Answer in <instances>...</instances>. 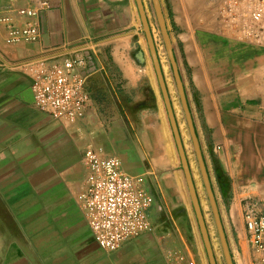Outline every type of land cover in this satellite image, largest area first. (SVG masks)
I'll use <instances>...</instances> for the list:
<instances>
[{
    "label": "crops",
    "instance_id": "0c3cea01",
    "mask_svg": "<svg viewBox=\"0 0 264 264\" xmlns=\"http://www.w3.org/2000/svg\"><path fill=\"white\" fill-rule=\"evenodd\" d=\"M47 1L35 20L39 40L13 44L9 27L30 21L19 10L36 0H0V264H168L173 241L155 229L116 252L102 250L78 200L89 147L142 177L154 198L179 177L153 61L139 51L134 63L129 42L125 49L131 0ZM259 3L173 0L171 7L174 55L235 264H251L244 212L264 214V19L251 17ZM74 52L90 60L99 107L70 125L34 107L29 64ZM162 69L176 115L171 72ZM150 214L156 219L155 204ZM249 248L258 264L263 256Z\"/></svg>",
    "mask_w": 264,
    "mask_h": 264
},
{
    "label": "built area",
    "instance_id": "2783aa9c",
    "mask_svg": "<svg viewBox=\"0 0 264 264\" xmlns=\"http://www.w3.org/2000/svg\"><path fill=\"white\" fill-rule=\"evenodd\" d=\"M49 7L47 0H36L34 6L22 8L20 15L28 22L9 27L13 44L36 42L40 38L35 22ZM251 17L264 19V4L259 3ZM30 77L34 107L55 120L74 125L85 117L89 108L96 109L89 77L92 73L89 58L74 52L61 59L39 58L31 62ZM87 168L84 191L79 195L93 239L108 252H116L128 242L154 230L150 214L154 197L142 177L125 172L121 161L105 157L100 149L89 147L83 154ZM248 236L253 247L264 252V214L249 209L244 214ZM168 264H196L186 252L171 251Z\"/></svg>",
    "mask_w": 264,
    "mask_h": 264
},
{
    "label": "rangeland",
    "instance_id": "374dc122",
    "mask_svg": "<svg viewBox=\"0 0 264 264\" xmlns=\"http://www.w3.org/2000/svg\"><path fill=\"white\" fill-rule=\"evenodd\" d=\"M160 1L163 7L169 32L173 33L174 27L172 25V13H171L173 0H160ZM143 2L146 8L147 16L149 19V23L151 26V30L153 33L154 41L156 44V48L158 51L161 64L164 66L165 70L168 71V74H170L171 72V75L170 77H168V80L170 87L172 88V92H174V96H175L174 102L176 109V117L180 127V132L183 138V144L185 147V151L187 153L188 161L191 167L193 179L195 182V186L197 189L203 214L206 220L216 261L217 264H226L218 231L209 204L208 196L199 170L197 157L189 134L186 117L175 89V84H176L175 79L172 75L171 64L165 49L160 28L158 26L157 18L153 8V3L152 0H143ZM131 3H132V13L128 14L126 18L128 26L125 28V32H124L125 42H126L125 49L126 51L128 50L127 46L129 42L130 47L132 49L131 51L132 61L134 63L139 64L138 63L139 60L138 61L136 60L135 55L139 51H142L146 56L149 66L153 67L146 36L142 30L143 26L136 6V2L135 0H131ZM155 80H156L155 82H157L156 77ZM156 85H158V83ZM144 102L146 103V105L147 104L150 105L151 103V101L146 96H144ZM146 107L150 108L151 106H146ZM135 109L136 111L137 110L140 111L143 108L142 106H136ZM165 123L169 128L171 127L168 117L165 119ZM175 156L178 162L177 166L179 168L178 179L176 178L170 179L166 187L163 188L162 194L156 189L154 190V194H155L154 204L156 206V216H155L156 219L152 218L154 222V229L157 232L161 231L165 234L166 233L170 234L171 239L173 241L171 251L178 250L188 253L193 258L196 264H210L202 240L200 229L198 226L197 218L190 199L188 187L186 184L184 172L182 170L181 161L177 148L175 149ZM213 180H214V187L217 189L216 181L214 178ZM224 204H226V202H224ZM244 214H243V220H244ZM246 233H247L248 241H246L245 251H246L247 259L249 258V263L251 261V264H255V261L254 260L252 261V254L249 248L250 246L252 252L253 251L259 252L263 256L261 259H259L257 263L264 264V252L258 251L253 247V244L248 236L247 230ZM238 235L239 234L237 233L232 234L231 240H232L233 252L235 253L236 257L239 256L241 257L242 256L241 246L237 244L238 241L236 242V239L238 240Z\"/></svg>",
    "mask_w": 264,
    "mask_h": 264
},
{
    "label": "water",
    "instance_id": "95a60500",
    "mask_svg": "<svg viewBox=\"0 0 264 264\" xmlns=\"http://www.w3.org/2000/svg\"><path fill=\"white\" fill-rule=\"evenodd\" d=\"M135 2H136V6H137V9H138V12L140 15V19H141V23L143 26L142 30L146 36L150 56H151L152 61H153V65L155 68V72L157 75L159 86L161 88L162 96H163L164 103L166 106V110L168 113L169 122H170L171 129L173 132L174 140H175V143L177 146L178 154L180 157L182 170L184 172V176H185L186 184L188 187L190 199H191L193 209H194V212H195V215L197 218L198 226H199L200 233L202 236V240H203V243H204V246L206 249L208 260H209L210 264H217L216 257L214 254V250H213L212 243H211V239H210V235L208 232L206 220H205V217L203 214V210L201 207V203H200L199 196L197 193V189L195 186V182L193 179L191 167H190V164L188 161L187 153L185 151L183 139H182L181 132L179 129V125H178V122L176 119L175 111H174L173 104H172V101L170 98L167 83H166V80L164 77L161 61H160V58L158 55V51H157L156 44L154 41L153 33H152L151 26L149 23V19L147 16L146 8H145L143 0H135ZM152 3H153V8L155 11L156 18H157L158 26L160 28V32L162 35V39H163V42L165 45V49H166V52H167V55H168V58H169V61H170V64H171V67L173 70V76L175 79V83H176L177 91L179 94L181 106H182V109H183L185 117H186L189 134H190V137H191V140L193 143L194 151H195L197 161H198L199 170H200V173L202 176L203 184H204L207 196H208L209 204H210L212 214L214 217V221H215V225H216V228L218 231V235H219L220 243L222 246V251H223L224 258H225V262H226V264H235L233 257H232L229 242H228L225 230H224V226L222 223V219H221L219 207L217 204V200L215 198V194H214V191L212 188L209 173H208L206 163H205V160L203 157L199 138H198L197 133H196L193 118H192L190 108L188 105V101L186 98L184 84H183V81L181 79L180 72L178 69V65L176 62V58L174 55L173 44H172L171 36H170L169 30L167 27V22H166V18L164 15L163 7H162L160 0H152Z\"/></svg>",
    "mask_w": 264,
    "mask_h": 264
}]
</instances>
